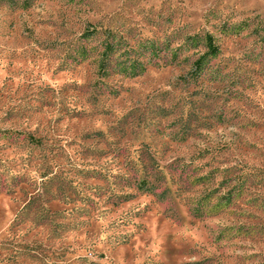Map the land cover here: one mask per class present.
<instances>
[{"label":"rangeland","instance_id":"rangeland-1","mask_svg":"<svg viewBox=\"0 0 264 264\" xmlns=\"http://www.w3.org/2000/svg\"><path fill=\"white\" fill-rule=\"evenodd\" d=\"M0 264H264V0H0Z\"/></svg>","mask_w":264,"mask_h":264},{"label":"trees","instance_id":"trees-1","mask_svg":"<svg viewBox=\"0 0 264 264\" xmlns=\"http://www.w3.org/2000/svg\"><path fill=\"white\" fill-rule=\"evenodd\" d=\"M208 46H209V48H210V49H212V47H211V45H210V44H209Z\"/></svg>","mask_w":264,"mask_h":264}]
</instances>
